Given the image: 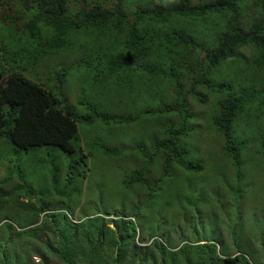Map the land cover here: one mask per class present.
Listing matches in <instances>:
<instances>
[{
  "label": "trees",
  "instance_id": "trees-1",
  "mask_svg": "<svg viewBox=\"0 0 264 264\" xmlns=\"http://www.w3.org/2000/svg\"><path fill=\"white\" fill-rule=\"evenodd\" d=\"M1 27L6 33H0V210L15 196L23 197L24 203L19 204L32 216L30 223H24L26 230L7 229L23 237L50 232L53 242L42 241L45 254H52L64 264H80L84 259L87 264L94 260L118 264L121 246L131 244L138 248L133 244L137 226L120 216L109 220L113 229L99 215L85 222L69 221L65 227L63 222L55 221L53 213L50 217L42 215L35 225L38 214L34 212L43 211L46 204L60 205L65 200L69 206L74 181L82 173L80 166L83 164L84 169L87 159L93 156L82 151L78 124L89 127L96 120L104 124L134 123L148 134L152 132L149 119L161 120L160 134L149 138L153 146L150 153L140 143L114 147L96 144L102 155L113 158L123 150L139 152V166L126 173L127 187L149 186L147 163L155 159L161 174L157 180L168 174L176 178V168L195 172L201 169L200 163L185 157L181 141L191 129L186 123L196 117L190 105L206 104L212 94L217 95V109L211 122L233 163L237 164L243 143L233 135L240 114L259 119L257 141L264 148V0H139L131 11L124 8L122 0H0ZM81 34L91 35L92 43L76 42ZM242 47L248 48V58L240 53ZM77 49L86 52L68 65H40L47 56ZM226 62L240 65L239 74L247 69L248 75H258L259 80L242 83L246 81L244 76L232 85L226 79H216L217 69ZM84 64L92 69V75L84 79L89 80L87 89H78L71 100L64 84L66 73ZM158 78L170 93L168 101L154 91ZM199 87L205 92L201 93ZM116 88L129 90L125 98L132 108L115 117L103 109L106 96L111 94L108 92ZM99 96L104 101L100 102ZM5 140L19 150L36 152V159L24 168L20 163L24 157L11 152L13 148ZM91 143L86 145L87 150ZM42 146H54L70 156L67 159L61 154V185L55 165L60 153ZM40 147L43 159L39 157ZM41 163L47 167L46 180L50 185L44 193L34 192L30 183L37 177ZM172 163L176 165L172 167ZM48 193L52 199L47 202ZM38 203L43 205L38 207ZM114 229L118 232L114 233ZM77 235L82 241H74ZM149 238L160 255L168 252L169 264H181L184 253L163 249ZM103 244L107 250L99 251ZM202 245L205 244L195 245L188 253L190 264L195 262L196 251L202 254L204 264H252L239 252L216 256L218 261H212L214 255L210 250H204L205 254ZM108 248L113 249L112 253H108ZM1 257L0 263H12L6 256Z\"/></svg>",
  "mask_w": 264,
  "mask_h": 264
},
{
  "label": "rangeland",
  "instance_id": "rangeland-1",
  "mask_svg": "<svg viewBox=\"0 0 264 264\" xmlns=\"http://www.w3.org/2000/svg\"><path fill=\"white\" fill-rule=\"evenodd\" d=\"M136 1L139 0H122V3L126 10L131 11ZM152 1L165 2L166 0ZM0 33H6L3 27L0 28ZM90 37L92 36L84 37L81 34L77 38L80 41L76 39V42L92 43ZM106 37L109 41L112 40L108 35ZM8 42L7 40V45ZM247 49L242 47L239 50L245 58H248ZM85 52L79 49L63 51L47 56L40 61V65L54 63L68 65ZM85 65L78 68L72 67L66 73L64 84L71 100L75 99L78 89H87L89 80L85 82L84 79L92 75V69L89 64L87 67H84ZM240 67L238 64L226 62L217 69L215 77L226 79L232 85L244 76L246 81L242 83L251 84L250 82L259 80L258 75H248L247 69H243V72L239 74ZM155 80L154 91L157 90L158 95L168 101L170 93L166 90V84L161 78ZM135 83H138V79ZM256 85L259 87V84ZM132 86L134 88V82ZM199 91L205 92L202 87H199ZM108 93L111 94L106 96V105L103 109L107 114L116 117L132 108L128 99L125 98L126 93L130 94L126 88H116ZM117 96L120 97L118 100ZM98 98L100 102L104 101V97ZM216 99L217 95L212 94L206 104H201L203 106L194 103L190 105L196 117L186 123V126H190L191 129L184 134V140H182L183 137L181 139L182 148H185L183 152H186L185 157L200 163L201 169L195 172L176 168L175 172L178 174L176 178L168 174L157 180V177L161 175L160 164L158 159L151 160L147 163L146 173V180L151 181L149 186H125L126 173L139 166L141 162L138 151H122L113 158L102 155L101 148L96 144L102 143L114 147L121 143L127 146L140 143L145 151L150 153L153 151V146L149 138L154 134H160V119L152 117L149 119L152 132L148 134H144L142 128H138L134 123L104 124L96 120L89 127L78 124L82 151L91 152L93 156L87 159L84 169L83 164L80 166L82 173L74 181V194L70 196L69 206L65 200H61L60 205L46 204L43 211L34 212V215L38 214L35 225H38L42 215L50 217L53 213H56L53 215L55 221L63 222L65 227L70 225L69 221L71 223L85 222L87 218L94 215L102 216V220L107 222L111 229L113 225L110 219L114 220L119 216L123 219H131L137 226V231L133 235V244L135 243L138 248H133L131 244H126L125 248L121 246V260L118 264H169L168 252L165 251L160 255L151 244L149 236L155 239L156 245L161 244L163 249L169 251L176 249L177 252L184 253L181 264H190L188 253L199 243L205 244L201 247L205 254H207L205 251L210 250L214 255L212 261L214 258L216 262L218 261L216 256L223 257L239 252L244 254L252 264L264 262V148L257 141L260 129V126H257L259 119L246 116L245 113L240 114L236 119L233 135L238 142L243 143L235 165L231 157L225 153L223 139L211 122V116L217 109ZM90 142H92L90 149L87 150L86 145ZM7 144L13 148L11 152H19V155L24 157L20 161L24 168L36 159V152L19 150L10 143L7 142ZM42 147H49L54 149L52 152L60 153L56 155L55 165L56 177L61 185V176L64 172L62 155H65L67 159L70 156L54 146ZM38 149H40L39 157L43 159L41 151L43 148ZM175 165L172 163V167ZM46 169V165L41 163L37 169V177L30 180L34 192L44 193L50 190L46 180ZM51 199L52 194L48 193L45 201L48 202ZM24 201L23 197L15 196L1 207L0 249L2 248L3 252L0 251V260L1 256H6L12 261L10 264H64L52 254H45L42 241L53 242L50 232L35 234L34 237H23L16 236L7 229L9 227H14L16 230L27 229L26 224L30 223L28 221L32 216L20 206L19 203ZM32 201H36V198ZM37 205L39 207L43 204ZM23 211L24 214H22ZM51 211L54 212L49 213ZM13 214H16L20 221ZM64 217L66 220L63 219ZM117 232L114 229V233ZM107 237L108 233L105 232V241ZM74 241H82L81 236L74 237ZM98 250L105 251L107 246L103 244ZM112 251L113 249L108 248V253ZM194 254L193 264L205 263L199 251ZM130 255L133 257L130 258ZM83 261L80 264H87L85 259ZM93 264L101 263L99 260H94ZM108 264L117 263L110 261Z\"/></svg>",
  "mask_w": 264,
  "mask_h": 264
},
{
  "label": "clouds",
  "instance_id": "clouds-1",
  "mask_svg": "<svg viewBox=\"0 0 264 264\" xmlns=\"http://www.w3.org/2000/svg\"><path fill=\"white\" fill-rule=\"evenodd\" d=\"M122 144H123V143H121L120 146H121ZM118 146H119V145H118ZM125 146H127V145H125ZM123 151H124V150H123ZM121 152H122V151H121ZM17 231H19V230H17Z\"/></svg>",
  "mask_w": 264,
  "mask_h": 264
}]
</instances>
